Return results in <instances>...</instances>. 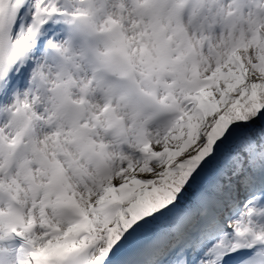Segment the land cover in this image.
Instances as JSON below:
<instances>
[{"label":"snow or ice","instance_id":"6c2138e0","mask_svg":"<svg viewBox=\"0 0 264 264\" xmlns=\"http://www.w3.org/2000/svg\"><path fill=\"white\" fill-rule=\"evenodd\" d=\"M0 264H264V0H0Z\"/></svg>","mask_w":264,"mask_h":264}]
</instances>
